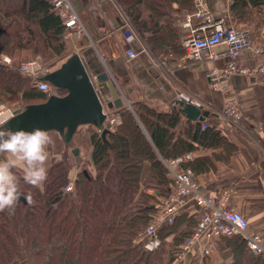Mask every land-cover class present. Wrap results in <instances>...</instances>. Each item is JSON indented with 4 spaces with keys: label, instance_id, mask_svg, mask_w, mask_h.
<instances>
[{
    "label": "trees",
    "instance_id": "obj_1",
    "mask_svg": "<svg viewBox=\"0 0 264 264\" xmlns=\"http://www.w3.org/2000/svg\"><path fill=\"white\" fill-rule=\"evenodd\" d=\"M114 1L153 55L183 53L176 24L192 11L193 0ZM231 1L230 15L236 20L248 19L254 8L264 5V0ZM65 35L66 29L47 0H0L1 56L13 59L16 53L28 52L33 58H55L44 75L70 56ZM30 82L27 75L1 69L0 104L17 103L23 109L44 102L46 95ZM54 90L59 96L65 94ZM122 91L130 109L123 106L120 124L113 130L104 124V140L91 126L77 130L76 135L82 131L88 135L91 151L86 162L71 154L72 143L51 159L42 188L20 177L22 199L14 213L0 212V264H172L176 259L200 217L196 206L179 211L172 223L158 229L157 248L149 254L142 251L144 230L154 217L155 204L173 192L163 161L202 148L219 150L212 158L227 162L236 147L205 121L185 120L182 125L178 104L161 111L143 101H130ZM80 163L72 192H65L70 172ZM145 165L148 169L143 176ZM181 168L190 169L197 178L214 171L215 163L202 156ZM28 194L34 203H27L24 197ZM215 249L229 264H264V257L250 254L237 236L220 238ZM209 258L203 264H209Z\"/></svg>",
    "mask_w": 264,
    "mask_h": 264
},
{
    "label": "crops",
    "instance_id": "obj_2",
    "mask_svg": "<svg viewBox=\"0 0 264 264\" xmlns=\"http://www.w3.org/2000/svg\"><path fill=\"white\" fill-rule=\"evenodd\" d=\"M69 2L77 12L85 33L80 36L72 35L70 41L67 39L68 54L80 56L93 80L105 73L113 80L124 98L122 90L130 101H143L161 111L173 107L177 94L185 92L199 103L202 111L209 112V116L204 120L206 124L219 130L235 145L236 151L227 162L212 158L220 153L219 150L201 148L190 153L189 159L209 156L215 163L214 171L199 175L196 180L204 196L214 202L220 196H226L227 206L247 220L249 232L264 239V80L258 77L234 76L229 81L228 94L223 96L211 90L206 72L212 67L223 66L225 60L185 62L183 53L155 56L138 36L126 44L125 39L131 31L122 21L118 11V7H121L114 0ZM231 2L208 0L207 7L211 17L215 21L223 20L226 25L247 31L253 46L264 49V5L254 8L248 19L236 20L230 15ZM183 21L184 17L176 24L182 39L186 34ZM127 47L138 53V58L128 61L125 57ZM221 49L224 48H217ZM27 57V52L16 53L13 60L17 64L26 61ZM237 61L242 66H251L255 59L246 51ZM99 90L103 100L110 101L106 86L100 85ZM226 101L232 102L240 110L239 123H231L224 118L222 112ZM185 120L183 118L182 125ZM48 133L53 143L48 149L46 168L51 159L59 156L65 149L57 133ZM73 145L78 149L79 156L85 153L86 160L89 159L91 147L87 134L74 135ZM147 169L148 166L145 165L143 176L146 175ZM15 172L17 176L22 174L19 168L15 169ZM188 210L190 212L192 209ZM200 253V248L196 247L190 257H199ZM223 258L222 252L215 249L210 255L209 264L230 263L229 259ZM195 261V258H188V262Z\"/></svg>",
    "mask_w": 264,
    "mask_h": 264
},
{
    "label": "built area",
    "instance_id": "obj_3",
    "mask_svg": "<svg viewBox=\"0 0 264 264\" xmlns=\"http://www.w3.org/2000/svg\"><path fill=\"white\" fill-rule=\"evenodd\" d=\"M47 1L66 29V39H70L72 35L80 36L85 33L84 26L69 0ZM207 6L208 0H193L192 11L184 16L183 28L186 29V34L181 43L183 60L185 62L225 60L223 66L212 67L206 72L211 90L223 96L228 94L229 81L234 76L258 77L264 80L263 47L253 46L247 31L226 25L223 20L215 21ZM118 11L122 21L131 31V34L125 39L126 44H129L137 35L128 24L129 20L123 10L118 7ZM221 46L224 49L217 50ZM246 51H249L255 59L251 66L238 64L237 60ZM138 56V53L133 52L129 47L126 48L125 57L128 61L135 60ZM3 68H10L29 76L31 87L45 94L47 98L50 96L60 97L51 85L41 79L42 70L39 61L29 59L16 64L11 57L0 54V70ZM175 101L201 109L199 103L195 102L192 96L185 92H179ZM126 107L130 109L128 103ZM17 109L20 108L0 104V120L6 122ZM104 114L106 116L104 121L110 130L120 124L118 111L104 112ZM222 114L231 123H239L241 119L240 110L230 101L225 102ZM201 128L205 129L206 125L203 124ZM189 158L190 155L185 154L174 160L163 161L167 169V178L173 184V192L155 204L154 217L144 230L146 240L143 243L142 251L149 254L157 248L160 243L156 236L158 229L164 224L172 223L179 211L193 205L200 210V217L191 234L184 239L179 247L176 259L172 264H203V259L210 257L216 248V242L220 238L233 236L243 240L246 250L250 254L264 257V239L258 234L249 232L247 220L227 206L226 196H220L215 202L204 196L194 173L188 168H181L183 163L190 160ZM72 190L73 183L69 175V183L64 191L72 192ZM196 247L201 250L200 256L193 255L190 257ZM188 258H195L196 261L194 263L188 262Z\"/></svg>",
    "mask_w": 264,
    "mask_h": 264
},
{
    "label": "water",
    "instance_id": "obj_4",
    "mask_svg": "<svg viewBox=\"0 0 264 264\" xmlns=\"http://www.w3.org/2000/svg\"><path fill=\"white\" fill-rule=\"evenodd\" d=\"M41 79L53 88L65 92L64 96H50L44 102L27 105L17 109L4 124V128L13 131L24 129L32 131L41 129L55 132L65 147L73 143L74 135L80 127L91 126L97 130L104 140L107 130L104 127L106 116L104 111H120L127 106L125 98L107 74L102 73L94 80L88 74L80 56H70L60 66L44 74ZM97 85H96V84ZM105 85L111 99L105 102L100 94L99 86ZM179 112L186 120L203 122L208 111H202L190 104L177 102ZM74 157L78 149L71 150ZM86 175V172L83 171ZM19 199H22L19 197Z\"/></svg>",
    "mask_w": 264,
    "mask_h": 264
},
{
    "label": "clouds",
    "instance_id": "obj_5",
    "mask_svg": "<svg viewBox=\"0 0 264 264\" xmlns=\"http://www.w3.org/2000/svg\"><path fill=\"white\" fill-rule=\"evenodd\" d=\"M4 123L0 120V212L12 214L21 196V178L15 169H21L23 182L42 188L47 178L48 149L53 139L41 129L13 131L4 128ZM24 198L28 204L34 203L31 194Z\"/></svg>",
    "mask_w": 264,
    "mask_h": 264
},
{
    "label": "rangeland",
    "instance_id": "obj_6",
    "mask_svg": "<svg viewBox=\"0 0 264 264\" xmlns=\"http://www.w3.org/2000/svg\"><path fill=\"white\" fill-rule=\"evenodd\" d=\"M69 39V38H68ZM67 40V39H66ZM69 41H70V39H69ZM69 41H67V42H69ZM28 53V52H27ZM29 59H31V60H37V61H39L40 62V66H41V73L40 74H42V72L43 71H49V69L47 68L48 66H49V63H50V61H53V60H55V58H53V57H51V56H48L46 59H40V58H33V57H31V55H29V53H28V57H27V59L26 60H29ZM8 106H10V107H16V108H19L20 107V104H7ZM87 132H85V131H82V133H80V134H86ZM75 147L73 146V149H74ZM77 157H79V159L81 160V161H83V162H86L87 160H86V156H85V153H83V155L81 156H77ZM81 163H80V165H78V166H76L70 173H71V178H72V183H73V178H74V176H75V172H77V170H80L81 169ZM23 174H21V175H19V177H21Z\"/></svg>",
    "mask_w": 264,
    "mask_h": 264
}]
</instances>
